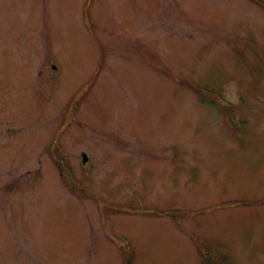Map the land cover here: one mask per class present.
Here are the masks:
<instances>
[{"label":"rangeland","instance_id":"rangeland-1","mask_svg":"<svg viewBox=\"0 0 264 264\" xmlns=\"http://www.w3.org/2000/svg\"><path fill=\"white\" fill-rule=\"evenodd\" d=\"M86 1L0 0V264H264V0Z\"/></svg>","mask_w":264,"mask_h":264}]
</instances>
